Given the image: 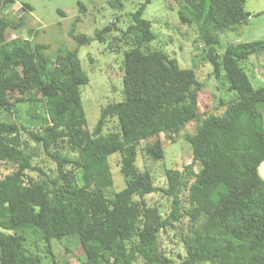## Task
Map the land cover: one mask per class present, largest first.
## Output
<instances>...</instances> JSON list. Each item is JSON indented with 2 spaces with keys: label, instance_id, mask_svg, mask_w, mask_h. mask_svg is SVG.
<instances>
[{
  "label": "trees",
  "instance_id": "obj_1",
  "mask_svg": "<svg viewBox=\"0 0 264 264\" xmlns=\"http://www.w3.org/2000/svg\"><path fill=\"white\" fill-rule=\"evenodd\" d=\"M150 1L130 12L125 26L116 17L94 36L71 32L76 47L55 55L46 53L45 43L7 38V29L23 21L0 17V161L13 166L0 177V264H48L51 240L65 237L81 244L83 264H264V179L258 172L264 161V83L255 85L245 68L251 55L264 52V38L221 42V34L247 22L244 0H178L179 20L196 26L212 75L230 96L220 101L226 104L221 114L194 116L200 83L192 67L150 48L155 34L142 16ZM107 3L123 7V0ZM114 32L108 44L111 51L123 46V96L100 108L89 131L81 96L89 77L78 49ZM22 88L29 89L28 113L36 119L30 128L17 121L9 99ZM110 117L118 129L104 133ZM191 120L195 133L185 138L193 162L167 169L166 187L154 186L149 171L136 164L140 142L178 132ZM114 153L126 155L120 164L124 187L110 191ZM146 153L161 159V142ZM40 155L54 168L34 161ZM155 190L170 199L166 215L145 201ZM168 230H175L184 248L177 260L159 248L160 232ZM29 235L45 244L46 255L31 248Z\"/></svg>",
  "mask_w": 264,
  "mask_h": 264
},
{
  "label": "rangeland",
  "instance_id": "obj_2",
  "mask_svg": "<svg viewBox=\"0 0 264 264\" xmlns=\"http://www.w3.org/2000/svg\"><path fill=\"white\" fill-rule=\"evenodd\" d=\"M142 1L123 0V7L114 9L108 5L107 0H18L10 5H0V17H6L11 24L22 18L23 23L20 27L7 29V38L20 36L31 43H45L48 45L46 53L55 55L58 50H72L76 47L71 32L94 36L96 29L114 21L116 17L119 18L117 24L125 26L130 20V12ZM24 3L31 5L32 10L25 8ZM178 5V0H151L147 4L142 16L151 21V30L155 34L154 40L150 42V48L160 49L175 58L181 67H192L195 70L200 89L196 90V97L191 104L194 116L221 114L226 104H221L220 101L227 102L230 98L229 93L224 90L220 80L212 75V67L207 59L208 47L198 39L196 26L185 25L179 20ZM244 9L249 13L247 22L221 34L222 43L248 42L264 38V0H244ZM113 35L117 36L118 33L107 35L103 42L91 40L78 49V57L89 77L88 83L81 86L82 104L89 131L99 117L100 108L110 102L121 100L123 96L121 78L123 46L118 43V47L113 46L114 51H111L108 40ZM245 68L255 85L264 83V52L251 55ZM27 93L28 88L18 89L9 93V99L16 103L17 121L30 128L36 123V119L28 113L29 103L25 99ZM196 125L195 120H191L178 132L160 133L140 142L136 164L139 169L149 171L154 186L166 187L167 169L183 170L186 165L193 162L192 145L185 136L193 135ZM116 129L117 119L110 117L103 132ZM156 140L162 144L161 159H152L146 153V149ZM125 159L126 155L120 153L109 156L113 176L110 191L124 187L120 164ZM34 161L47 170L54 168V164L44 155L36 157ZM12 169L11 163L0 161V177ZM197 169V164H194L193 170ZM144 198L148 206L157 207L162 215L169 212L170 199L161 190H155ZM174 233L175 230L160 232L158 240L160 250L177 260L178 254L184 255V248L180 237ZM29 244L33 250L46 255L45 244L39 239L29 235ZM50 244L52 256L47 254L48 264H53L52 257L56 264H83L85 252L76 238L65 237L61 241L52 239Z\"/></svg>",
  "mask_w": 264,
  "mask_h": 264
},
{
  "label": "water",
  "instance_id": "obj_3",
  "mask_svg": "<svg viewBox=\"0 0 264 264\" xmlns=\"http://www.w3.org/2000/svg\"><path fill=\"white\" fill-rule=\"evenodd\" d=\"M262 167H264V161L260 164V166L258 167V172L259 175L264 179V175L262 174Z\"/></svg>",
  "mask_w": 264,
  "mask_h": 264
},
{
  "label": "bare ground",
  "instance_id": "obj_4",
  "mask_svg": "<svg viewBox=\"0 0 264 264\" xmlns=\"http://www.w3.org/2000/svg\"><path fill=\"white\" fill-rule=\"evenodd\" d=\"M261 172H262V174L264 175V167H262V171H261Z\"/></svg>",
  "mask_w": 264,
  "mask_h": 264
}]
</instances>
